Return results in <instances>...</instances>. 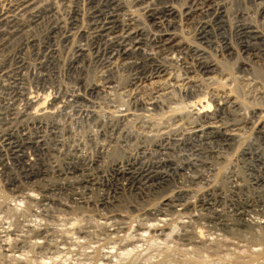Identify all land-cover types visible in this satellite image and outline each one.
Here are the masks:
<instances>
[{"label": "rangeland", "instance_id": "374dc122", "mask_svg": "<svg viewBox=\"0 0 264 264\" xmlns=\"http://www.w3.org/2000/svg\"><path fill=\"white\" fill-rule=\"evenodd\" d=\"M0 264H264V0L0 6Z\"/></svg>", "mask_w": 264, "mask_h": 264}, {"label": "bare ground", "instance_id": "6f19581e", "mask_svg": "<svg viewBox=\"0 0 264 264\" xmlns=\"http://www.w3.org/2000/svg\"><path fill=\"white\" fill-rule=\"evenodd\" d=\"M20 5H29L30 3H33L35 0H16ZM13 6V0H0V6ZM14 8H15V6H14ZM174 10V9H173ZM10 12V10H7V11H3L2 12V14H1V16H2V20H6L7 19V21L10 19V15L8 14ZM15 19V17L13 18V20ZM66 37V36H65ZM68 38V37H67ZM181 43V42H180ZM79 49H81L82 50V48H79ZM27 53V52H26ZM209 63V62H208ZM209 66H211V65H209ZM6 69V68H5ZM220 99V98H219ZM31 101V100H30ZM187 103V102H186ZM177 105V104H176ZM202 107H203V105H202ZM201 110V109H200ZM205 112V111H207V110H201V111H199L198 112V114H200V112L202 113V112ZM46 113H50V111L48 110V109H43V112H41L40 114H38V115H44V114H46ZM196 113V112H195ZM51 114V113H50ZM207 114V113H206ZM153 115V114H152ZM155 115V114H154ZM201 163L203 164L204 162H201L200 160L198 161H194V162H190L189 164H191V165H201ZM106 220V219H105ZM187 223V222H186ZM148 228L149 229H153V230H158V229H160L161 228V226L159 225V224H152V225H150V226H148ZM162 229V228H161ZM143 234H141V236H142ZM144 236V235H143ZM212 240V239H211ZM169 251V250H168Z\"/></svg>", "mask_w": 264, "mask_h": 264}]
</instances>
